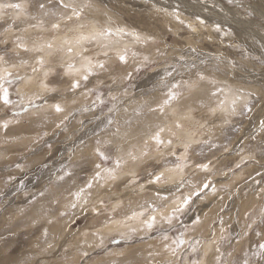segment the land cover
Returning <instances> with one entry per match:
<instances>
[{"label":"snow or ice","instance_id":"1","mask_svg":"<svg viewBox=\"0 0 264 264\" xmlns=\"http://www.w3.org/2000/svg\"><path fill=\"white\" fill-rule=\"evenodd\" d=\"M102 5L0 0L4 143L19 142L7 134L26 117L36 131L33 146L43 143L52 153L49 128L71 145L64 149L68 163L27 200L33 206L41 201L29 222L42 239L35 264H264V85L246 87V66L190 44L169 60L171 44L118 23ZM239 6L254 16V7L243 0ZM155 10L190 33L200 30L181 18L179 5ZM194 20L207 24L200 16ZM214 30L222 32L219 24ZM259 63L264 68V55ZM149 72L151 87L134 91V79ZM245 118L249 131L233 140L229 133H240ZM33 146L27 150L39 155ZM14 167L27 171L19 161ZM37 167L50 166L42 161ZM246 167L254 168L249 175L261 203L236 227L240 214L235 224L230 215L226 221L225 201L240 195L231 184ZM76 168L86 173L79 184ZM69 181L72 187L65 188ZM13 183L25 187L23 178L4 179ZM210 196L215 199L208 202ZM78 221L85 222L83 230ZM70 225L82 238L75 245L60 243ZM105 230L114 233L107 241Z\"/></svg>","mask_w":264,"mask_h":264},{"label":"rangeland","instance_id":"2","mask_svg":"<svg viewBox=\"0 0 264 264\" xmlns=\"http://www.w3.org/2000/svg\"><path fill=\"white\" fill-rule=\"evenodd\" d=\"M171 2L170 0H103L102 6L118 23L139 31L154 33L166 40L168 44H171L175 51L169 52V60L181 52L187 53V45L190 44L196 47L198 51L211 55L221 54L225 57L236 59L238 63L246 66L249 73H251H244V79L247 82L245 84L246 87L251 86L253 89L258 90L264 85V68L259 63V58L264 55V16L261 15V7L264 6V0H243L245 7L252 6L256 9L254 16L244 14L239 6L240 0H232L231 3L229 0H186V4L178 0ZM189 2L191 3L192 11L183 8L184 5H186L184 7L189 8ZM178 4L180 5L181 18L187 22H192L194 26L198 27L200 30L197 33L188 32L176 23L172 17L155 10L157 7H162L171 11ZM195 13H200L195 16H200L207 21L204 27L196 24L195 16H193ZM213 18H216V20ZM216 24L221 26V33L215 32L214 25ZM239 25H244L243 27L246 26L247 28L239 29L237 28L240 27ZM168 27L173 29L172 33L166 32ZM251 29H253L254 33ZM227 32L232 34L223 35V33ZM251 32L257 37H253V34H250ZM180 33H184L183 40L180 39ZM208 37H211L210 41ZM258 38L260 39L258 41H261L260 43L256 40ZM229 45H232V47H228ZM160 46L161 48L165 47L163 44ZM242 49L246 51L242 53ZM151 75L152 73L149 72L134 79V85L138 86L134 88V91L139 93L149 89L151 87ZM25 120L26 117L22 118L21 124L12 125L7 134L14 141L16 137H19V142L5 144V133L0 130V154H4L0 158V264H35L39 258L35 245L37 242L42 244V239L37 228L30 227L29 222L35 217L41 201L38 199L36 205L33 206L27 204V200L44 188L48 183L49 176L55 173L61 164L68 163V154L64 149L71 147L63 135L59 134L58 131L54 134L52 129H48L49 136L46 138L54 145L52 153H47L43 143L33 146L32 138L35 136L36 131L33 130V127L26 124ZM249 125L250 121L245 118L241 132L229 133V135L235 140L237 135H242L244 132L249 131ZM252 127H255L254 122ZM28 146L35 147L40 154L33 155L32 152L27 150ZM56 149H60V151L57 152ZM78 159L79 156L77 155L73 159V164ZM18 161L27 166L26 173L16 170L14 165ZM42 161H47L50 167L48 169L37 167ZM75 171L77 175L74 183L79 184L86 178V173L79 168H76ZM250 173H254L253 167H246L243 171H238L231 186L233 189L238 186L240 195L234 197L231 201H225L229 209V213L224 217L226 221L230 215L233 224H235L237 212L240 214L241 223L240 225H235L236 227H240L243 224L246 212L261 203L255 199V184L253 178L249 175ZM8 175H12L17 179L23 178L25 187L20 188L15 183L5 185L4 179ZM246 179L249 180V183H245ZM255 179H259V177H255ZM72 185L73 181H69L65 184V188H71ZM59 191L64 192L65 189L61 188ZM65 195H67L66 192ZM214 199L210 196L208 202ZM203 206V203L197 205L198 208ZM218 207V203L213 204L214 210ZM20 209H23V214L19 213ZM212 215H214V211L209 213V217ZM77 223L83 230L85 222L78 221ZM208 223L209 221L205 222L204 230L206 235ZM104 235L107 241V238L114 235V233L105 230ZM64 239H67L70 245H75L82 238L76 232L75 227L70 225L69 230L61 238L60 243H63ZM137 247L146 249L148 245H137ZM239 247L237 245V248ZM69 254H72L71 248ZM116 259L119 258L117 257Z\"/></svg>","mask_w":264,"mask_h":264},{"label":"bare ground","instance_id":"3","mask_svg":"<svg viewBox=\"0 0 264 264\" xmlns=\"http://www.w3.org/2000/svg\"><path fill=\"white\" fill-rule=\"evenodd\" d=\"M154 1H155V0H154ZM157 1H161V0H157ZM165 1H166V0H165ZM171 1H175V0H170V2H171ZM178 1H181V2L183 1V2L185 3L186 0H178ZM176 2H177V1H176ZM171 3H172V2H171ZM173 3L175 4V2H173ZM195 3H196V2H195ZM155 4H156V3H155ZM169 4H170V3H169ZM182 4H183V3H182ZM182 4H181V5H182ZM185 4H186V3H185ZM189 4H190V5H189V6H190L189 8L184 7V6H186V5H184V6L182 5V6H183V8H185V9H187V10H189V11H192L191 3L189 2ZM165 5H166V4H165ZM178 5H179V4H178ZM179 6H180V5H179ZM187 7H188V5H187ZM194 10H195V9H194ZM196 11H199V10H196ZM196 11H194V12H196ZM196 13H197V12H196ZM196 13H195L193 16H195V15H199L200 13L202 14V12H200L199 14H196ZM191 14H192V13H191ZM213 19L216 20V18H213ZM219 19H220V18H219ZM219 19H218V20H219ZM215 20H214V21H215ZM216 22H217V21H216ZM191 23H192V22H191ZM232 25H233V24H232ZM230 26H231V25H230ZM239 26H240V27H237V28H239V29H242V28H243V29H246V28H247L246 26L243 27L244 25H243V26H242V25H239ZM241 26H242V27H241ZM249 27H251V26H249ZM251 30H252V32H253V29H251ZM241 31H242V30H241ZM247 31H248V30H247ZM254 31H255V30H254ZM252 32H251L250 34H253V33H254V32H253V33H252ZM252 36H253V37H257V35H254V34H253ZM258 37H259V36H258ZM256 40H257L258 43L261 42V41H258V40H260L259 38L256 39ZM262 45H263V44H262ZM261 48H262V46H261ZM49 129L51 130V128H49ZM8 158H9V157H8ZM106 231H110V230H106ZM110 232H111V231H110ZM89 239H91V236H90Z\"/></svg>","mask_w":264,"mask_h":264}]
</instances>
